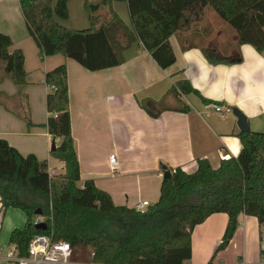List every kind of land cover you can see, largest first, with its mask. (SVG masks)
<instances>
[{
  "label": "trees",
  "instance_id": "1",
  "mask_svg": "<svg viewBox=\"0 0 264 264\" xmlns=\"http://www.w3.org/2000/svg\"><path fill=\"white\" fill-rule=\"evenodd\" d=\"M70 0H20V7L30 35L39 47V57L62 55L90 72L119 67L124 54L140 42L164 70L176 62L169 43L172 36L185 31L211 9L237 34V45H251L264 55V0H86L85 11L90 27L73 30L59 20L69 19ZM114 2H127L132 25L114 11ZM103 11H106L103 13ZM209 31V29H207ZM13 42L0 34V62L22 95L27 86L25 58L21 51L11 52ZM202 52L211 65L238 64L214 49ZM51 88L47 96L48 132L60 139L52 156L64 163L65 174L50 176L48 163L34 154L23 156L5 140H0V200L2 211L22 210L23 228L11 232L10 245L20 256L36 235L52 236L53 241L69 243L74 251L90 249L95 264H185L192 259L194 229L214 214L224 213L228 225L216 255L225 250L239 227V216L255 217L264 227V133L249 130L238 134L242 149L238 157L222 160L213 168L207 159L197 160L195 172L168 169L160 198L145 212L117 206L110 194L94 181L81 183L80 164L72 135L68 70L61 65L46 74ZM194 94L205 104L212 102L201 95L188 80L177 81L159 101L145 99L140 106L153 118L163 112L186 113L182 98ZM168 97L178 106H168ZM21 117L28 130L36 127L31 119L27 97ZM40 211V214L37 212ZM42 217L47 230H38L36 219Z\"/></svg>",
  "mask_w": 264,
  "mask_h": 264
},
{
  "label": "crops",
  "instance_id": "2",
  "mask_svg": "<svg viewBox=\"0 0 264 264\" xmlns=\"http://www.w3.org/2000/svg\"><path fill=\"white\" fill-rule=\"evenodd\" d=\"M57 2L53 0L54 5ZM85 2L70 0L69 19L59 23L73 30L88 29ZM113 9L128 26L132 25L127 2H114ZM202 18L170 38L176 62L166 70L137 42L125 52L123 65L90 72L62 55L41 60L20 0H0V34L11 38V52L23 53L28 81L21 95L7 76L5 63L0 62V140L7 141L23 156L34 154L40 161H46L49 170L54 171L51 177L65 174L64 163L52 156L53 143L58 149L61 140L42 126L49 118L47 96L51 93L46 74L66 65L72 135L81 183L94 181L99 189L111 195L115 205L135 208L138 202L148 201L145 197L156 189L160 194L163 165L192 173L197 169L198 159H207L216 169L222 160L238 157L242 149L238 119L234 115L221 117L214 110L215 104H205L191 94L182 98L188 107L186 113L170 110L158 118L151 117L140 106L145 99H163L177 81L185 79L206 99L240 110L247 117L250 130L264 133V55L251 45L238 46L237 34L209 9L204 10ZM203 48L214 49L228 59L241 55L243 60L238 64L211 65ZM25 97L36 126L31 130L21 117L26 113ZM167 102L171 108L178 106L173 97H168ZM112 155H116L119 163L115 172L110 164ZM133 184L136 190L131 189ZM134 195L138 199L132 203ZM24 217L25 225L27 217ZM228 221L227 214L219 213L198 225L192 234V259L185 264H213L214 261L264 264L260 246L262 228L255 217L245 214L239 216V227L230 245L213 259ZM10 224L11 235L17 227L11 220ZM232 249L236 251L234 258L226 259Z\"/></svg>",
  "mask_w": 264,
  "mask_h": 264
},
{
  "label": "built area",
  "instance_id": "3",
  "mask_svg": "<svg viewBox=\"0 0 264 264\" xmlns=\"http://www.w3.org/2000/svg\"><path fill=\"white\" fill-rule=\"evenodd\" d=\"M215 112L221 117H227L233 114L231 107L223 105L214 106ZM110 164L112 170L115 172L118 168V161L116 155L110 157ZM49 175H54L53 170H49ZM151 204L148 201H140L136 204L135 210L137 212H145ZM2 203L0 200V232L2 224ZM43 222L42 219H37L35 224ZM262 241L264 242V227L262 228ZM264 263V246H261ZM28 255L22 257L19 254L16 245H9L7 248L0 246V264H78L71 263L70 258L74 255L72 246L64 241H53L52 236L40 234L33 237L28 247ZM95 264V263H86Z\"/></svg>",
  "mask_w": 264,
  "mask_h": 264
},
{
  "label": "rangeland",
  "instance_id": "4",
  "mask_svg": "<svg viewBox=\"0 0 264 264\" xmlns=\"http://www.w3.org/2000/svg\"><path fill=\"white\" fill-rule=\"evenodd\" d=\"M210 11L215 16L216 19H220V17L218 16V14L216 12H214L211 9H210ZM231 115H234V114H231ZM134 180L135 179H132V181H134ZM150 180L151 179L149 178V179H147V181H145V180L144 181L146 183V182H148ZM144 181H143V185H144ZM136 188L137 187L135 186V184H133L131 189L136 190ZM159 197H160V194H159V192L156 189V192H154V193L152 192V194L147 195V197H145V198H147V200L151 204H154V203H156L158 201ZM132 199H133L132 203H135V201L138 199L137 195L132 196ZM2 214H3V225L1 227V232H0V246L7 248V246L10 245L9 244L10 228H11L10 220L13 222V225H15L17 228H23L24 222H25L24 221L25 220V217H24L25 215H24V212L22 210L14 209V208L8 209L6 212L2 211ZM40 218L44 222V219L42 217H40ZM40 218H38V219H40ZM260 246H264V242L263 241L260 242ZM225 250H222L220 252H223ZM235 252H236L235 249L230 250V252H228L226 254V259H233L234 255H235ZM74 254H76V255H74L72 258H70V262L71 263L86 264V263L90 262L91 257H92L90 255V249H86V248H82V249H79L77 251H74ZM236 257L237 256H235V260L238 259ZM222 263L223 264H229L226 261H223ZM213 264H220V263L219 262L216 263L214 261Z\"/></svg>",
  "mask_w": 264,
  "mask_h": 264
},
{
  "label": "water",
  "instance_id": "5",
  "mask_svg": "<svg viewBox=\"0 0 264 264\" xmlns=\"http://www.w3.org/2000/svg\"><path fill=\"white\" fill-rule=\"evenodd\" d=\"M234 116L238 119V127L241 132H248L250 130L249 123L247 117L238 109L233 110ZM57 150L55 142L52 145V152H55ZM172 173L170 171L164 172L163 179H169L171 177ZM37 214H40V211L37 212ZM38 230H47V224L45 222H40L37 224Z\"/></svg>",
  "mask_w": 264,
  "mask_h": 264
},
{
  "label": "bare ground",
  "instance_id": "6",
  "mask_svg": "<svg viewBox=\"0 0 264 264\" xmlns=\"http://www.w3.org/2000/svg\"><path fill=\"white\" fill-rule=\"evenodd\" d=\"M39 224V223H38Z\"/></svg>",
  "mask_w": 264,
  "mask_h": 264
}]
</instances>
